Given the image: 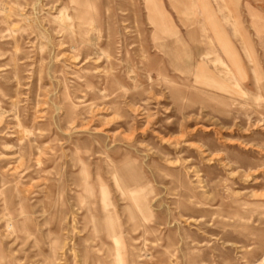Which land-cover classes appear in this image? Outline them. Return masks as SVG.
Segmentation results:
<instances>
[{
	"label": "rangeland",
	"instance_id": "374dc122",
	"mask_svg": "<svg viewBox=\"0 0 264 264\" xmlns=\"http://www.w3.org/2000/svg\"><path fill=\"white\" fill-rule=\"evenodd\" d=\"M119 263L264 264V0H0V264Z\"/></svg>",
	"mask_w": 264,
	"mask_h": 264
},
{
	"label": "bare ground",
	"instance_id": "6f19581e",
	"mask_svg": "<svg viewBox=\"0 0 264 264\" xmlns=\"http://www.w3.org/2000/svg\"><path fill=\"white\" fill-rule=\"evenodd\" d=\"M138 198V197H137ZM139 203V202H138ZM111 216V215H110ZM109 217V216H108ZM107 221H109V220H107ZM110 222V221H109ZM107 223V222H106ZM107 224H109V223H107ZM111 225V224H110ZM108 229H109V226H108ZM112 231H114V230H112ZM111 235V234H110ZM115 237V236H114ZM113 239V238H112ZM114 240V239H113ZM120 258V257H119ZM119 264H121V263H119Z\"/></svg>",
	"mask_w": 264,
	"mask_h": 264
}]
</instances>
